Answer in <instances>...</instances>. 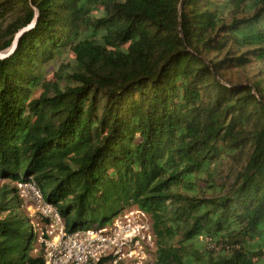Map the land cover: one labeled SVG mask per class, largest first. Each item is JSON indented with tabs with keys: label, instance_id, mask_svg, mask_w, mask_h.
I'll use <instances>...</instances> for the list:
<instances>
[{
	"label": "trees",
	"instance_id": "1",
	"mask_svg": "<svg viewBox=\"0 0 264 264\" xmlns=\"http://www.w3.org/2000/svg\"><path fill=\"white\" fill-rule=\"evenodd\" d=\"M259 62L264 0H0V177L68 233L136 206L153 264H264ZM23 202L0 188V264H46Z\"/></svg>",
	"mask_w": 264,
	"mask_h": 264
},
{
	"label": "built area",
	"instance_id": "2",
	"mask_svg": "<svg viewBox=\"0 0 264 264\" xmlns=\"http://www.w3.org/2000/svg\"><path fill=\"white\" fill-rule=\"evenodd\" d=\"M18 183L19 193L23 198H28L31 193L41 201L42 216L50 224L49 233H53L54 229L57 231V240L45 252L46 264H118L124 255L126 243L140 238L144 229L137 219L140 213L142 216L147 213L138 208L137 211L126 210L103 227L78 229L68 233L58 208L46 201L36 181L31 179ZM144 235L152 238V233Z\"/></svg>",
	"mask_w": 264,
	"mask_h": 264
},
{
	"label": "rangeland",
	"instance_id": "3",
	"mask_svg": "<svg viewBox=\"0 0 264 264\" xmlns=\"http://www.w3.org/2000/svg\"><path fill=\"white\" fill-rule=\"evenodd\" d=\"M7 52L9 51L1 52V55H6ZM245 72L249 76L260 75V77L264 79V62H259L249 66V68ZM51 76L52 75L49 74V78L53 79V77ZM226 179L228 180V182H231L233 180L232 177H228ZM4 184L15 185L17 186V188H19V183H13L10 180L0 177V188ZM23 201H24L23 210L25 214L31 219V223L32 225H34L35 232L37 233V240L35 243V249L33 250V254H37L40 250H43V252L45 253L47 249L50 247V244L57 240L56 238L57 231L56 229H54L53 233H49L50 224L47 223L48 219L43 218L42 216L41 201L34 198L31 193H29L28 198H23ZM131 209L137 211L138 208L134 206ZM124 212L121 214H124ZM137 220L139 221V223H141V226H143L144 229L141 232L140 238L126 243V245L123 248L124 255L118 261V264H153L155 261L156 237L152 229L151 217L148 214L142 216L140 213V217ZM110 223H112V221L109 222L108 224ZM149 233H152L151 239L145 237L144 235Z\"/></svg>",
	"mask_w": 264,
	"mask_h": 264
},
{
	"label": "water",
	"instance_id": "4",
	"mask_svg": "<svg viewBox=\"0 0 264 264\" xmlns=\"http://www.w3.org/2000/svg\"><path fill=\"white\" fill-rule=\"evenodd\" d=\"M18 35H20V33H19ZM17 40H18V38H16V43H17ZM15 45H16V44H15ZM12 49H13V48H12ZM10 51H12V50H10ZM10 51L7 52V54L10 53ZM7 54H6V55H7Z\"/></svg>",
	"mask_w": 264,
	"mask_h": 264
}]
</instances>
